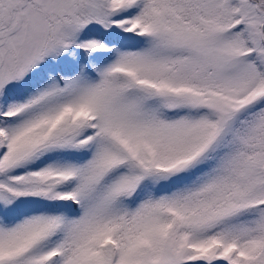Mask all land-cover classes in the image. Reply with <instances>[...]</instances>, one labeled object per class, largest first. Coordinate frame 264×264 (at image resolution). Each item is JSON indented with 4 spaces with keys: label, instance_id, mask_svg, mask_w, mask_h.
Returning <instances> with one entry per match:
<instances>
[{
    "label": "snow or ice",
    "instance_id": "1",
    "mask_svg": "<svg viewBox=\"0 0 264 264\" xmlns=\"http://www.w3.org/2000/svg\"><path fill=\"white\" fill-rule=\"evenodd\" d=\"M0 264H264V0H0Z\"/></svg>",
    "mask_w": 264,
    "mask_h": 264
}]
</instances>
